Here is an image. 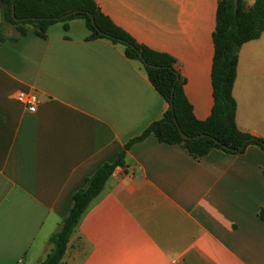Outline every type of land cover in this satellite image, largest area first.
I'll list each match as a JSON object with an SVG mask.
<instances>
[{
    "label": "crops",
    "instance_id": "0c3cea01",
    "mask_svg": "<svg viewBox=\"0 0 264 264\" xmlns=\"http://www.w3.org/2000/svg\"><path fill=\"white\" fill-rule=\"evenodd\" d=\"M94 1L138 43L175 59L195 118L207 120L219 0ZM1 33L0 264H40L73 195L169 104L123 46L88 40L81 19L51 25L46 38L32 26L17 40L13 27ZM20 92L37 94L35 113ZM233 96L238 129L264 140V31L239 51ZM262 211L259 146L197 160L150 135L82 216L63 264H264Z\"/></svg>",
    "mask_w": 264,
    "mask_h": 264
},
{
    "label": "trees",
    "instance_id": "16d2710c",
    "mask_svg": "<svg viewBox=\"0 0 264 264\" xmlns=\"http://www.w3.org/2000/svg\"><path fill=\"white\" fill-rule=\"evenodd\" d=\"M0 12L2 40L7 39L1 33L2 28L7 26L13 27L18 34V37L10 40H17L27 34L29 26L34 27L39 37L46 38L48 28L55 23H64L65 29H68L70 21H85L90 31L88 40L105 39L123 46L125 55L143 65L149 80L169 104L161 120L151 124L140 136L127 143L115 162L101 166L93 176L86 179L85 188L73 195L68 213L51 240L52 249L40 264H63L82 216L103 192L115 171L125 166L127 151L150 135H154L160 143L182 146L197 160H202L213 150H222L232 155L243 154L249 145H257L264 151V140L238 129L237 104L233 96L239 51L246 42L259 38L264 31V0H256L252 7H247L245 0H219L217 25L213 34L214 106L205 121L195 118L193 108L185 96L184 81L176 69L175 59L138 43L105 15L94 0H0ZM73 12L76 14L63 18ZM181 132L189 139L185 140ZM202 135L206 137L194 139ZM260 217L264 219V211Z\"/></svg>",
    "mask_w": 264,
    "mask_h": 264
},
{
    "label": "built area",
    "instance_id": "2783aa9c",
    "mask_svg": "<svg viewBox=\"0 0 264 264\" xmlns=\"http://www.w3.org/2000/svg\"><path fill=\"white\" fill-rule=\"evenodd\" d=\"M16 100L31 113H35L40 105V99L35 93L20 92Z\"/></svg>",
    "mask_w": 264,
    "mask_h": 264
},
{
    "label": "water",
    "instance_id": "95a60500",
    "mask_svg": "<svg viewBox=\"0 0 264 264\" xmlns=\"http://www.w3.org/2000/svg\"><path fill=\"white\" fill-rule=\"evenodd\" d=\"M12 14H13V16L15 17V11H14V9H13ZM73 14H76V12L69 13V14L65 15L63 18H68V17L72 16ZM175 121H176V120H175ZM179 129H180V128H179ZM180 131H181V130H180ZM181 135H182V137H183L185 140H188V139H189V137H188L187 135H185L183 132H181ZM203 137H206V135H202V136H200V137H194V139L203 138Z\"/></svg>",
    "mask_w": 264,
    "mask_h": 264
}]
</instances>
